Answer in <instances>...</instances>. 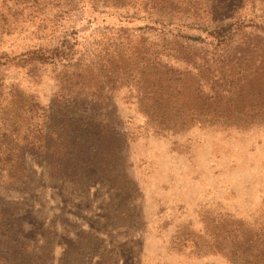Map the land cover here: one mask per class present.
<instances>
[{
	"label": "rangeland",
	"instance_id": "1",
	"mask_svg": "<svg viewBox=\"0 0 264 264\" xmlns=\"http://www.w3.org/2000/svg\"><path fill=\"white\" fill-rule=\"evenodd\" d=\"M252 1L0 0L5 90L46 107L64 79L80 98L103 89L100 114L126 134L123 168L136 188L114 201L107 186L75 187L25 155L26 177L0 182V264H232L174 250L173 238L227 219L264 234V126L156 136L131 82L153 60L173 64L164 44L212 48L208 31L236 20L248 27L227 48H264V0Z\"/></svg>",
	"mask_w": 264,
	"mask_h": 264
},
{
	"label": "trees",
	"instance_id": "2",
	"mask_svg": "<svg viewBox=\"0 0 264 264\" xmlns=\"http://www.w3.org/2000/svg\"><path fill=\"white\" fill-rule=\"evenodd\" d=\"M247 27L236 20L208 31L212 48L178 39L172 46L166 43L160 56L173 64L153 60L131 77L133 104L145 120V131L162 136L192 128L264 126V48H227ZM188 39L205 44L201 38ZM61 85L42 107L0 82V182L23 180V157L32 155L75 187L80 182L107 186L114 201L122 192L132 197L136 188L123 168L127 137L101 116L106 99L98 93L103 89L89 87L80 98L70 78ZM246 230L255 235H244ZM172 248L199 255L213 251L232 264H264V234L230 219L205 226L203 234L178 232Z\"/></svg>",
	"mask_w": 264,
	"mask_h": 264
}]
</instances>
